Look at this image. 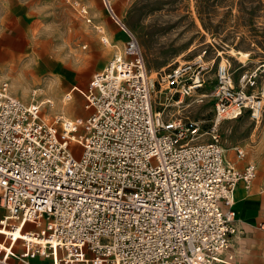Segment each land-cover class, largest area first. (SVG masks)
<instances>
[{"label":"built area","instance_id":"obj_1","mask_svg":"<svg viewBox=\"0 0 264 264\" xmlns=\"http://www.w3.org/2000/svg\"><path fill=\"white\" fill-rule=\"evenodd\" d=\"M101 2L124 39L80 91L83 114L45 118L40 104L0 81V224L24 232L2 234L0 264H214L239 231L236 186L256 175L253 163L224 159L219 124L243 112L259 121L264 64L234 78L220 57L204 92L213 61L202 52L174 62L161 77L166 100L209 96L212 115L207 128L204 119L169 115L152 104L135 34L110 0Z\"/></svg>","mask_w":264,"mask_h":264},{"label":"rangeland","instance_id":"obj_2","mask_svg":"<svg viewBox=\"0 0 264 264\" xmlns=\"http://www.w3.org/2000/svg\"><path fill=\"white\" fill-rule=\"evenodd\" d=\"M75 2L86 7L87 15L79 12ZM110 2L138 40L153 83L154 108L169 115L204 119L205 128L212 115L209 96L200 101L184 97L179 106L166 100L169 91L161 77L174 62L202 52L213 61L204 92L213 83V67L220 57L228 58L234 78L264 64V0ZM123 39L124 33L101 0H0V81L8 82L13 96L40 104L45 118L83 114L80 91L110 54L122 47ZM261 73L264 76V69ZM72 101L73 108L64 105ZM218 131L224 158L239 168L253 163L256 175L247 188L257 184L264 193V109L258 122L243 112L221 121ZM236 145L244 149L242 157H237ZM3 213L0 207V216ZM259 220L264 223V204ZM20 245L14 244L16 250Z\"/></svg>","mask_w":264,"mask_h":264},{"label":"crops","instance_id":"obj_3","mask_svg":"<svg viewBox=\"0 0 264 264\" xmlns=\"http://www.w3.org/2000/svg\"><path fill=\"white\" fill-rule=\"evenodd\" d=\"M263 204L264 193L257 184L250 188L244 187L241 182L237 184L234 208L239 231L231 237L229 249L223 251L214 264H264V231L258 227ZM228 255L231 257L228 258ZM33 263L50 264V260L36 257Z\"/></svg>","mask_w":264,"mask_h":264},{"label":"bare ground","instance_id":"obj_4","mask_svg":"<svg viewBox=\"0 0 264 264\" xmlns=\"http://www.w3.org/2000/svg\"><path fill=\"white\" fill-rule=\"evenodd\" d=\"M150 77V76H149ZM64 105L67 107V108H73L75 106V102H68V103H64ZM1 217V216H0ZM0 233L1 234H4V233H8L10 235H12L13 237H15V239H18L20 237H23V234L24 232L21 230V228L19 226H16V227H13V228H10L8 226H2L0 224ZM0 247H5L7 248L8 247V244H5L3 243L1 240H0Z\"/></svg>","mask_w":264,"mask_h":264}]
</instances>
